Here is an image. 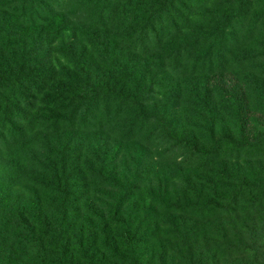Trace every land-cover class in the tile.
<instances>
[{"label": "rangeland", "instance_id": "1", "mask_svg": "<svg viewBox=\"0 0 264 264\" xmlns=\"http://www.w3.org/2000/svg\"><path fill=\"white\" fill-rule=\"evenodd\" d=\"M37 2L0 0V264H264V0Z\"/></svg>", "mask_w": 264, "mask_h": 264}, {"label": "trees", "instance_id": "2", "mask_svg": "<svg viewBox=\"0 0 264 264\" xmlns=\"http://www.w3.org/2000/svg\"><path fill=\"white\" fill-rule=\"evenodd\" d=\"M21 3L24 5V9L23 11H26L28 10V4L31 3V4H35V3H39L37 2L38 0H20ZM53 1H56V0H53ZM69 0H65V2H68ZM173 1H179V0H159V8L161 11H163V8L166 9L167 11V15L169 14V8H168V3H172ZM204 1H207V0H204ZM223 1V0H221ZM239 6H235V4H237V2L235 1V4L234 2L232 3V6H231V9L229 10L230 13H231V17L229 19H227V21H233V20H236L238 18H240L242 15H243V12H244V9L245 7L247 6L245 2V0H239ZM109 0H105V4H104V8L102 9H99V12H98V17L99 19H103L105 14L107 13L110 18H112L114 15H115V12H116V6L113 7L110 11L106 12V4H108ZM70 3V2H69ZM43 5V4H42ZM73 3L70 4V6H72ZM29 9L31 10V14H37L38 12L35 10L34 7H29ZM39 11V10H38ZM79 11V8H76V12ZM74 13V12H73ZM164 13V12H163ZM188 17L189 16H185V19H184V22L188 21ZM197 28H199V25L196 26ZM218 28H215L213 30V34L216 33ZM219 45L222 47L220 41H219ZM216 53L219 54L220 51L219 50H216ZM71 55V60L72 62L75 63L76 67L79 68L80 70L82 71H85L86 70V63H85V60H81L80 58L78 57H75L72 53L70 54ZM27 78H29V76H27Z\"/></svg>", "mask_w": 264, "mask_h": 264}]
</instances>
